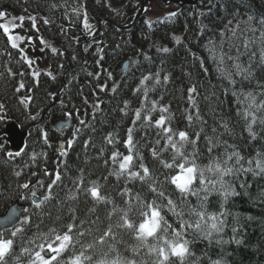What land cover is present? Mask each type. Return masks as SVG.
<instances>
[{
  "label": "trees",
  "instance_id": "trees-1",
  "mask_svg": "<svg viewBox=\"0 0 264 264\" xmlns=\"http://www.w3.org/2000/svg\"><path fill=\"white\" fill-rule=\"evenodd\" d=\"M139 1L0 0V12L9 14L13 9L17 18L18 15L24 17L22 24L27 26L36 46L42 49L41 41L36 37L40 35L35 34L40 29L49 41L44 53L50 69L37 70L34 63L25 61L27 52L11 48L0 32V105L3 106L0 110H5L21 128L38 120L41 112L52 103L61 76L72 63L69 54L73 49H76L73 51L74 64H87V68L80 72H67L56 105L37 127L29 131L19 156H5L4 141L0 138V213L10 203L19 201L29 209L23 216L31 218L30 224L24 225L22 234L12 237L10 231L3 233L5 238L14 240L7 264H30L34 253L39 251L38 245L46 246L54 241L57 234L67 231L69 224L74 225L73 235L77 243L64 253L65 261L84 251L93 258L85 264H97L100 260L117 256L135 264H157L161 258L150 252L149 247L160 242L149 238L147 245H141L132 231L118 227L123 223L121 216L129 205H132L129 218L136 224L143 219L138 201L134 199L137 195L145 205L153 200L160 204L165 220L177 230L181 220L194 223L198 219L189 215L192 208L203 210L207 215H217L224 221L222 231L213 232L210 239L192 229L185 230L184 239L189 241L192 255L185 258L184 264H214L216 261L220 264H264V172L256 168L257 160L264 162L259 149L264 147V121L259 118L264 117V107H249L251 100L246 99L250 95L256 105H264V59L261 58L264 25L258 24V20H264V0H198L194 6L184 7L170 16L153 10L155 16L145 13L127 31H119L106 22L102 25V42L82 47L84 53L81 55L76 41H84L83 19L94 25L103 17L121 27L132 20ZM28 15L30 17L26 18ZM32 18L35 19V28ZM73 35L76 37L71 38ZM222 37L227 38L224 51L216 43V39ZM50 42H57L59 47L48 49L53 45ZM164 48L169 51L164 52ZM221 54L224 56L222 66L219 65ZM128 57L131 58L128 70L121 72L120 67ZM220 67L223 71L219 70ZM177 69L185 71L180 84L174 81ZM157 72L159 84L156 83ZM146 75L152 78L140 84ZM164 76H168L167 83ZM133 78L137 83L130 81ZM190 79L194 81L186 83ZM128 87L135 91V100ZM113 88L119 92L115 93ZM189 89L195 91L190 95ZM176 96L183 104L178 108L180 120L176 118ZM141 97L145 100L142 104ZM134 101L138 104L133 105ZM153 101L157 109L151 112L144 133L142 116L149 115ZM232 103L237 108L235 111L230 107ZM140 105L146 109L144 113L141 111L140 123L134 124L130 113L133 109L139 110ZM160 107H166L168 111L161 113ZM239 108H244L238 111L241 123L234 115ZM75 110L82 111L83 123L76 120L64 134L56 135L50 129V120L62 118L66 113L73 115ZM161 115L167 118L166 126L177 133L174 140L178 141V133L185 131L189 140L196 141L195 144H185L183 152L200 167L219 159L229 144L240 151L242 163L246 155H252L251 165L242 166L252 170L238 171L242 175L240 182L234 181L236 176L225 177L235 195L225 200L218 191H212L204 199L205 193L198 191L201 186L197 178L192 188L198 191V195L181 196L169 182L171 175L179 169L175 166L165 168L164 165L182 163L183 158L173 161L171 146L165 147L162 130L154 126ZM188 117L192 118L191 121ZM3 126L0 112V132ZM129 128L135 145L131 170L143 175L140 168L143 164L155 178V183L129 180L126 175L117 178L113 174L119 171L123 156L129 154L124 144ZM57 140L62 142V152L66 154L58 152ZM69 140L73 141L71 147L68 146ZM257 149L259 153H254ZM114 152L119 153L115 163L111 159ZM57 173L61 179L49 193L48 185ZM205 176L216 178L208 172ZM93 182L99 186L105 201H95L86 191ZM24 184H29V188H23ZM243 186L246 196L239 193ZM151 187L158 192L164 191L167 198L176 203L177 211H183V217L169 212L167 199L157 197ZM32 191L40 201L46 195H50V199L37 209L30 203ZM69 196L75 198L69 199ZM114 208L123 211L114 212ZM143 210L148 211L146 207ZM109 228V237L100 242ZM52 229L55 231H50ZM80 232L84 235H78ZM168 238H171V229ZM167 264L181 262L170 256Z\"/></svg>",
  "mask_w": 264,
  "mask_h": 264
},
{
  "label": "snow or ice",
  "instance_id": "snow-or-ice-1",
  "mask_svg": "<svg viewBox=\"0 0 264 264\" xmlns=\"http://www.w3.org/2000/svg\"><path fill=\"white\" fill-rule=\"evenodd\" d=\"M172 15H175L173 13ZM6 16V13L0 12V19L4 18ZM21 21V24L24 20V17L18 18ZM33 19V28H35V19ZM252 18L249 17V20ZM264 23V21H261ZM45 23H48L46 20ZM231 23V21L229 22ZM19 25L15 23H0V30L3 31V34L7 37V42L10 44L11 48L16 49L18 48V44L16 41L20 40L23 42V38L21 35L15 33V29ZM29 43L31 42V39L29 38ZM43 43V41H41ZM248 47V43H245V48ZM164 52H168L169 50L167 48L163 49ZM261 58L264 59V53L261 54ZM25 61L28 63H31L29 58L24 57ZM231 59V57H229ZM224 64V56L223 54L219 57V65L222 66ZM236 67L239 69V65H236ZM219 70L223 71V68L220 67ZM156 77V83L159 84V73H155ZM152 78L151 75H146L142 78L141 84L144 83V81L150 80ZM164 82H168V76H164L163 78ZM21 88L23 85L20 86ZM103 90V88H101ZM113 91H115V88H113ZM195 91V89H189V94ZM145 96H147V90L145 91ZM246 99L251 100V104L249 107L256 106L264 107V105H256L254 97H246ZM3 106L0 105V108ZM97 108L99 105L96 106ZM157 109L156 102H152V108L149 110V115H145L143 117L144 121L147 123L150 121V114L152 111H155ZM159 111L161 113H165L168 111L166 107H160ZM66 115H70L66 113ZM245 115H249V113H245ZM136 120H140L141 118V111L137 110L135 113ZM199 118V117H198ZM253 122H255L256 117L253 115ZM189 121H191V117H188ZM136 120L133 121V123H136ZM83 123V121H81ZM167 125V118L164 115H161L159 119L155 121L154 126L158 129L162 130V133L165 137V147L171 146L174 156L173 161L175 162L178 157L183 158V162L179 164H167L165 163V168H173L174 166L179 169V172L175 175H171L170 177V183L175 186V189L181 194L182 197H186V195H198V191H202L205 193L204 199H207V194L212 191H218L220 195H222L225 200L231 196L235 195L236 193L232 190L231 186L225 181V177L232 175L234 172L238 171H251V168L243 169L237 168L236 165L240 164L241 157L238 153H231L228 155L227 159L225 160H213L210 161L208 165L205 167H200L196 164L195 160H190L187 156H185L183 149L185 144L191 143L195 144V140H189V136L187 132L180 131L178 133V141L174 140L173 137L177 135L173 131V129ZM249 130H251V125H249ZM129 135L127 140L124 142L125 147L128 149L129 154L123 156V159L119 162V171H114V175L117 176V178L126 175L129 180L139 179L143 182H147L151 180L153 183H155V178L150 175V171L147 167H145L143 164L140 165V168L143 171V175L140 174L138 171L131 170L133 167V160L134 157L132 155L133 148L135 145L133 144V138H132V129L129 128ZM199 135V134H197ZM45 136V142H47L46 134ZM73 141H68V146L71 147ZM109 143H111V140H109ZM159 143V141H157ZM211 143V141H210ZM2 147V145H0ZM211 151V148L209 149ZM66 154V153H61ZM7 155L12 156L13 153L9 152ZM16 156L20 155V151H17L15 153ZM153 155H156V152L153 151ZM119 156V153H113L111 159L115 163L117 161V157ZM235 157V164L229 165V161ZM251 161H249V164L251 165ZM256 168L260 171L264 172V162L261 160H257L256 162ZM205 172L212 173L215 175V179H212L211 177H206ZM197 178L199 179L200 189L198 191H194L192 188V185L196 182ZM61 179L60 174L57 173L55 179L52 181L51 184L48 185L49 193L51 192V189L53 185L57 183ZM219 186V187H217ZM23 188L27 189L29 188V184L22 185ZM151 192L154 193L157 197L160 199H167V207L168 211L172 212L174 215L178 217H183L184 213L183 211H177V205L176 203L170 199L167 198L166 193L164 191H157L155 187L150 188ZM86 191L90 192L91 197L97 201L102 202L105 201V197L100 194L99 186L93 182V186L88 188ZM127 191V190H126ZM32 196L36 197V192L32 191ZM74 196H69V199H74ZM23 199V197H22ZM50 199V195H46L43 200L41 201H33L34 207L39 209L41 205L44 203V201H47ZM134 199L138 201V208L140 210L139 214L143 217V219L138 223H134L129 218V212L132 211V205H129V209L127 211H123L120 209L114 208L113 211H123V215L121 216V220L123 221L122 224L118 225V227L126 228L134 233L135 238L140 241L141 245H147L149 238H152L154 240H157L160 242L159 244L151 245L149 247L150 252L157 253L158 256L161 258L157 261V264H167L169 261V257H176L180 260L181 264H184L185 258L192 255L189 249V241L187 239H184V234L186 229H192L196 233H200L204 236V238L210 239L213 235V232L219 233L223 229V223L224 221L220 219L217 215H207L203 210H198L196 208H192L190 210L189 215H195L198 217V219L194 222H185L181 220L180 229L177 230L172 227L171 224L168 223L167 220H165L164 216L161 212V205L157 204L155 200H153L150 203H147L145 205V202L141 199L139 195L135 196ZM111 203V201H108ZM127 203V201H126ZM147 208L148 211H144V208ZM28 213L29 209L23 208V209H13V211L5 217L4 220H0V264H7V259L11 256L14 240L11 238H5L3 236L4 232H11L12 237H16L18 234H22L25 231L24 225H29L31 222V218L27 215L20 218L19 213ZM112 213H109V216H111ZM220 216H223V213L220 214ZM209 221L211 223H209ZM83 223V221L81 222ZM11 225V228L9 227ZM73 224H69L67 226V231L64 232L62 235L57 234L55 237V240L47 243L45 246L44 244L38 245L39 251H36L34 253V259L30 262V264H85V261L91 262L92 257L89 255H86L84 251H81L79 255H74L69 258L68 261L64 260V253L73 249L75 247V244L77 243L75 236L73 235ZM169 229H171V238H168ZM50 231H55L54 229ZM111 233V228H109L108 231H105L103 236L100 238V242H104L105 237H109ZM78 235L83 236L84 233L80 232ZM31 242V241H30ZM220 241H217L219 243ZM88 247H92L91 245H88ZM25 251H28V249H25ZM107 255V254H105ZM97 264H135L134 261H125L121 257L117 256L114 259L111 260H100L97 262ZM214 264H220L219 261L214 262Z\"/></svg>",
  "mask_w": 264,
  "mask_h": 264
},
{
  "label": "water",
  "instance_id": "water-1",
  "mask_svg": "<svg viewBox=\"0 0 264 264\" xmlns=\"http://www.w3.org/2000/svg\"><path fill=\"white\" fill-rule=\"evenodd\" d=\"M148 2L151 1H155V0H146ZM163 3L166 5L168 3H176L179 6L182 5H190L193 6L195 5V0H184V1H178V0H163ZM144 4V1H142V6ZM144 9H140V11L134 16L133 19V23L137 20V18L140 16V14L143 12ZM132 23V24H133ZM127 25L124 28H120V29H129L131 27V25ZM127 68V63L125 62L122 66V70H126ZM62 83V82H61ZM59 92L57 91L54 95H53V104H55L56 100H57V96H58ZM46 111H44L43 113H41V115L43 116L44 113ZM6 120L8 119L7 117H5ZM42 119V117H41ZM40 119V120H41ZM8 121V120H7ZM70 122L68 119L65 120H58L55 121L53 123H51V128L56 131L57 133L62 132L64 129H66L67 127H69ZM33 125H30L24 129H19V127L13 122V121H9L5 124L3 131L0 133V135H2L5 138V142L8 144L7 149L5 150L6 152H11V153H16L17 151H20L23 148L25 139L27 137V133H28V129L30 127H32ZM24 206L19 205V204H13L11 207H9L5 213L3 215H0V220H4L5 217H7L12 211L13 209H23ZM21 213V212H20ZM19 213V215H20ZM2 227V226H0ZM9 227L11 228V225H9Z\"/></svg>",
  "mask_w": 264,
  "mask_h": 264
},
{
  "label": "rangeland",
  "instance_id": "rangeland-1",
  "mask_svg": "<svg viewBox=\"0 0 264 264\" xmlns=\"http://www.w3.org/2000/svg\"><path fill=\"white\" fill-rule=\"evenodd\" d=\"M6 13V12H5ZM146 14L147 15H149V14H151V16H155V14H156V12L155 11H153V10H148V11H146ZM19 17H22L21 15H18V18ZM28 17H30V15H28L26 18H28ZM18 18H16L14 15H10V14H8V13H6V16L4 17V18H2V19H0V23H15V24H17V25H19V22H21ZM23 21H25V20H23ZM261 21H264V20H258V24H260V25H264V23H262ZM88 24H89V26L91 25V23L88 21ZM95 30H96V25L94 24L92 27H89L88 28V30H86V28H85V31H83L84 33H85V35H87V37H90V35L92 34V33H94L95 34ZM262 30L264 31V28L262 27ZM2 33H3V31L2 30H0ZM15 33L16 34H19L20 35V26H18L16 29H15ZM71 38H74V37H76V35H73V36H70ZM226 39L227 38H225L224 39V37H222V39L221 38H218V39H216V43H218V48L219 49H222V51H224L226 48H225V41H226ZM96 43L98 42L97 40L95 41ZM76 44L78 45V48H79V50H80V52H81V55H83V49H82V47H84L81 43H79V41H76ZM52 45V44H51ZM74 46V45H73ZM52 49L54 48L53 47V45H52V47H51ZM74 50H76V49H73L71 52L72 53H70L69 54V56L71 57V64H70V66H71V68L73 67V66H75L76 64H74L75 62H76V59H74L73 58V51ZM225 58H227L228 59V56L227 57H225ZM86 59V58H85ZM226 59V60H227ZM70 66H68V67H70ZM98 66V65H97ZM38 67H36L35 69H37ZM85 68H87V65H86V67ZM69 71V69L67 68L66 69V71L63 73L64 74V76L67 74V72ZM73 71H76V70H73ZM77 71H81V70H77ZM78 72V73H79ZM185 74V71L184 70H180V69H177V71H176V73H175V77H174V81L176 82V83H178V84H180V81H181V77H183V75ZM123 79V78H122ZM194 80H196V77H194ZM194 80H189V81H186V83H188V82H191V81H194ZM141 84V83H140ZM181 85H183V83H181ZM129 88V87H128ZM173 90H175L176 91V89L175 88H172ZM129 91H131V96L133 95V97H132V99L133 100H135L134 99V90H131L130 88H129ZM116 92H119V90L117 91H115V93ZM176 106H175V111H176V113H177V115H176V118H177V120H180V118H181V116H180V114H181V111H179L178 110V108L179 107H181L183 104H182V101H181V99H179L178 100V96H176ZM201 99V98H200ZM142 102H145V100H144V97H141V99H140V104H142ZM201 102H202V100H201ZM134 103H137V102H133V105H134ZM138 104V103H137ZM233 104V105H232ZM232 104H230V107L232 108V111H235L237 108H236V106H235V103H232ZM137 107V106H136ZM139 110L140 111H143V113H144V110L146 109V108H144V107H141V105L139 106ZM135 111L136 110H134L133 109V111H131V115H132V118L134 119V120H136V116L134 115V113H135ZM184 115V114H183ZM143 117L144 116H142V131L145 133L146 132V122L144 121V119H143ZM260 118V120H262V121H264V117L262 116V117H259ZM258 118V119H259ZM259 121V120H258ZM136 122H138V123H140V120H136ZM257 125H258V123H257ZM151 129H152V126L150 127ZM138 132V131H137ZM139 134H141L140 132H138ZM230 135V134H229ZM143 136V134H141V137ZM123 159V158H122ZM178 172H179V170H178ZM177 172V173H178Z\"/></svg>",
  "mask_w": 264,
  "mask_h": 264
},
{
  "label": "bare ground",
  "instance_id": "bare-ground-1",
  "mask_svg": "<svg viewBox=\"0 0 264 264\" xmlns=\"http://www.w3.org/2000/svg\"><path fill=\"white\" fill-rule=\"evenodd\" d=\"M134 79L135 78H133V79H131L130 81L131 82H134V83H137V82H135L134 81ZM129 84H131L130 82H129ZM243 109L244 108H239L236 112H235V117H237L239 120H240V117H239V112L238 111H243ZM240 123H241V120H240ZM262 125H264V123L262 124ZM232 145V144H231ZM232 148V149H230V148ZM229 147H226L225 148V150H224V152H223V154L221 155V156H219V159L220 160H225V159H227V157H228V155L229 154H231V153H233V152H235V153H240V151L234 146V145H232V146H230V144H229ZM259 149L261 150H258L257 149V151H255L254 153H256V152H258L259 153V151H260V154H262V155H264V147H263V149L262 148H260L259 147ZM262 152V153H261ZM251 157H252V155L250 154V155H246L245 157H244V163H242V162H240V164L239 165H236V167L237 168H239V167H242L243 165H246V164H248L249 163V161L251 160ZM263 160H264V156H263V158H262ZM233 161H235V157H233V159L232 160H230L229 161V163H233ZM233 165H234V163H233ZM236 173V174H235ZM235 173H233L232 175H233V177L234 176H236L234 179V181L236 182V183H238V182H240V180H242V175L241 174H239L238 172H235ZM235 174V175H234ZM253 174V173H252ZM232 175H230V176H232ZM254 175L255 174H253V177H254ZM241 177V178H240ZM241 191L239 192L240 194H242V195H245V192H244V190H245V188H244V186L240 189ZM246 191V190H245ZM244 193V194H243ZM250 193V192H249ZM246 196V195H245ZM128 253H131V252H128Z\"/></svg>",
  "mask_w": 264,
  "mask_h": 264
}]
</instances>
